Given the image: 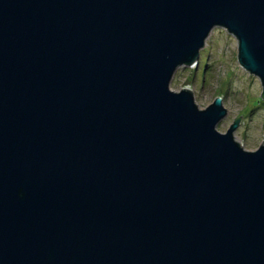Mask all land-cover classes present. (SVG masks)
<instances>
[{
  "label": "water",
  "instance_id": "obj_1",
  "mask_svg": "<svg viewBox=\"0 0 264 264\" xmlns=\"http://www.w3.org/2000/svg\"><path fill=\"white\" fill-rule=\"evenodd\" d=\"M216 25L264 97V0H0V264H264V139L170 87Z\"/></svg>",
  "mask_w": 264,
  "mask_h": 264
},
{
  "label": "rangeland",
  "instance_id": "obj_2",
  "mask_svg": "<svg viewBox=\"0 0 264 264\" xmlns=\"http://www.w3.org/2000/svg\"><path fill=\"white\" fill-rule=\"evenodd\" d=\"M238 39L224 26H214L191 64H180L170 80V87L192 88L194 99L206 106L219 95L227 112L217 122V128L226 131L241 115L233 131L245 148L256 149L264 139V97L260 77L250 72L237 57Z\"/></svg>",
  "mask_w": 264,
  "mask_h": 264
}]
</instances>
